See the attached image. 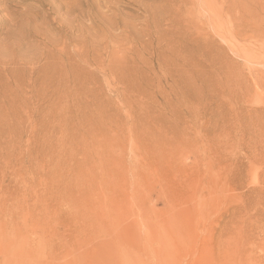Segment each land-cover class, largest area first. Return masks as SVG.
Masks as SVG:
<instances>
[{"label": "rangeland", "instance_id": "rangeland-1", "mask_svg": "<svg viewBox=\"0 0 264 264\" xmlns=\"http://www.w3.org/2000/svg\"><path fill=\"white\" fill-rule=\"evenodd\" d=\"M0 264H264V0H0Z\"/></svg>", "mask_w": 264, "mask_h": 264}]
</instances>
